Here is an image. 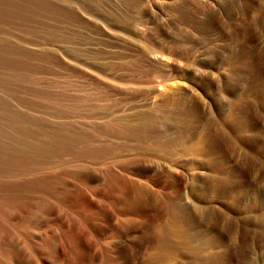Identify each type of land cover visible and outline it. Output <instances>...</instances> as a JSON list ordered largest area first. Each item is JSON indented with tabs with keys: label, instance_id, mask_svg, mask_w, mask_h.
<instances>
[{
	"label": "rangeland",
	"instance_id": "obj_1",
	"mask_svg": "<svg viewBox=\"0 0 264 264\" xmlns=\"http://www.w3.org/2000/svg\"><path fill=\"white\" fill-rule=\"evenodd\" d=\"M7 145L0 264H264V0H0Z\"/></svg>",
	"mask_w": 264,
	"mask_h": 264
},
{
	"label": "bare ground",
	"instance_id": "obj_2",
	"mask_svg": "<svg viewBox=\"0 0 264 264\" xmlns=\"http://www.w3.org/2000/svg\"><path fill=\"white\" fill-rule=\"evenodd\" d=\"M38 2H40V1H38ZM10 112V111H9ZM17 117V116H16ZM22 118V117H21ZM14 119V118H13ZM29 119V118H28ZM10 124V123H9ZM126 126V125H125ZM18 128V127H17ZM111 128V127H110ZM115 128V127H114ZM22 129V128H21ZM28 130V129H27ZM76 130V129H75ZM109 130V132L111 131L110 129H108ZM112 130H113V128H112ZM23 131V130H22ZM57 131V130H56ZM107 131V130H106ZM129 131H131V129L130 130H128L126 127H124V126H122V127H120V128H115L113 131H111V133L110 134H112V133H114L115 135L116 134H128V132ZM4 132V131H3ZM25 132V131H24ZM33 133H34V131H33ZM57 133V132H56ZM44 134V133H43ZM48 134V133H47ZM46 134V135H47ZM69 134H71V135H74V134H72V133H69ZM131 134V133H130ZM26 135V134H25ZM30 135V134H29ZM33 135V134H32ZM31 135V136H32ZM35 135V134H34ZM59 135V134H58ZM78 136V133L77 134H75V137L76 138H79V137H77ZM83 135V134H82ZM113 135V134H112ZM125 135H123V136H125ZM60 136V135H59ZM81 136V135H80ZM120 136V135H119ZM43 137H45V135L43 136ZM65 137V136H64ZM63 136L60 138V137H54V136H51V138L49 139V142H52V143H54V145H56V144H59V145H61V146H63L62 147V149L64 148V149H70V147H71V142L73 141H71L70 140V142L69 141H67L68 140V137H67V139L65 140H63V138H64ZM74 137V136H73ZM81 137H83V136H81ZM81 137L79 138L80 139V142L81 141H83L84 140V138H86V137H84L82 140H81ZM129 137H130V135H129ZM48 138V137H47ZM88 138V137H87ZM87 138H86V140H87ZM69 139H72V138H69ZM85 140V141H86ZM21 141V140H20ZM75 141H76V139H75ZM17 141H15V144H17L16 143ZM18 142H19V140H18ZM22 142H24L25 143V141H22ZM55 142H57V143H55ZM21 143V142H20ZM29 143V142H28ZM51 143V144H52ZM73 143H75V142H72V145H73ZM79 143V141L77 142V144ZM86 143H87V141H86ZM10 144H12V143H10ZM23 144V143H22ZM30 144V143H29ZM88 144V143H87ZM18 145V144H17ZM24 146H26V148L27 147H29V145L27 146L26 145V143L25 144H23ZM47 145H49L48 143H47ZM81 145V144H80ZM83 145V144H82ZM8 146V145H7ZM20 146V145H19ZM19 146H18V149H14V148H9V146L7 147V148H4V150H3V148L1 149L0 148V170H3V169H8L9 170V168H17V169H22L21 170V172L22 171H24V174L25 173H27V172H31L30 170H29V168L31 169L32 167H31V163L29 162V160H28V157L27 156H25L24 154H27V153H23L22 152V149H19ZM50 146V145H49ZM60 146V147H61ZM75 146V145H74ZM73 146V147H74ZM85 147L83 148V149H85L86 150V152H85V150H84V153H86V154H84V156H83V153H81L79 156H78V154L76 155V157L77 158H80V160H82V161H84V162H86L88 159L89 160H91L92 159V157L90 158V155L92 154H89V152H93L94 150V148L92 149V148H90V147H88V148H90V149H88L87 147H86V145H84ZM93 146V145H92ZM14 147H16V146H14ZM21 147V146H20ZM45 147V146H44ZM47 148H48V146H46ZM52 147V146H51ZM54 147V146H53ZM58 147V146H57ZM97 147V146H96ZM25 147H24V149L23 150H25L26 149ZM33 148V147H32ZM32 148H29V149H32ZM56 148V147H55ZM98 148V147H97ZM33 149H35V148H33ZM38 149V148H37ZM81 149V148H80ZM96 149V148H95ZM100 149H104V148H100ZM107 149V148H106ZM135 149V148H134ZM39 150V149H38ZM37 150V151H38ZM78 150V149H77ZM105 150V149H104ZM132 150V149H131ZM41 151V150H40ZM45 151V150H44ZM50 150H48V152H49ZM66 151V150H65ZM80 151V150H79ZM97 151V153L99 152V150H96ZM96 151H94V154H92V155H95V152ZM107 151V150H106ZM127 151V150H126ZM28 152H29V150H28ZM39 152V151H38ZM37 152V153H38ZM43 152V151H42ZM46 152H47V149H46ZM78 152V151H77ZM81 152H83L82 150H81ZM31 153V152H30ZM34 153H35V151H34ZM45 153V152H44ZM43 153V154H44ZM79 153V152H78ZM97 153H96V155H97ZM100 153V152H99ZM98 153V154H99ZM104 153V152H103ZM36 154V153H35ZM40 154V153H39ZM42 154V153H41ZM102 154V153H101ZM123 154V153H122ZM37 155V154H36ZM86 155V156H85ZM87 155H89L88 157H87ZM110 155V154H109ZM31 156V155H30ZM38 156V155H37ZM44 156V155H43ZM111 156V155H110ZM32 157V156H31ZM30 157V158H31ZM35 157V156H34ZM41 157V156H40ZM29 158V159H30ZM37 158V157H36ZM35 158V159H36ZM76 158V159H77ZM82 158V159H81ZM35 159H33V160H35ZM101 160V158H96V156H95V159H94V157H93V159L91 160V162L92 163H94L96 160L98 161V160ZM31 160V159H30ZM75 162V161H74ZM81 162V161H80ZM113 162V161H112ZM66 163V162H65ZM82 163V166H83V164L86 166V164L87 163H83V162H81ZM81 163H80V166H81ZM90 163V161L88 162V164ZM116 163V162H115ZM35 164V163H34ZM33 164V165H34ZM32 165V166H33ZM79 165V164H78ZM43 166H45V165H43ZM74 166V165H73ZM84 166V167H85ZM116 166V165H115ZM39 168V167H38ZM38 168H36V170L38 169ZM16 169V170H17ZM28 170V171H27ZM40 170V169H39ZM12 171V170H11ZM34 171V170H33ZM54 172H55V170H53ZM52 171V172H53ZM4 172H6V171H4ZM3 172V173H4ZM7 173H8V171H7ZM6 173V174H7ZM11 173V172H10ZM16 173V172H15ZM14 174V173H13ZM18 174H19V172H18ZM18 174H16V175H18ZM23 174V175H24ZM43 174V173H42ZM48 174V173H47ZM46 174V176H48ZM2 175V174H1ZM15 175V176H16ZM22 175V174H21ZM40 175V174H39ZM45 175V174H44ZM50 175H51V173H49V177H50ZM25 176V175H24ZM40 176H42V175H40ZM44 177V176H43ZM27 178H28V176H27ZM35 179H37L36 177H34ZM39 178V177H38ZM48 178V177H47ZM34 179V180H35ZM40 179H42V178H39V179H37L38 181H41ZM33 180V179H32ZM31 181V180H30ZM34 182V181H33ZM32 182V183H33ZM131 183H132V181H131ZM12 184V183H11ZM9 185V184H8ZM31 185V184H30ZM142 189V188H141ZM146 190V189H145ZM142 193V192H141ZM134 196H135V194H133ZM139 195V194H138ZM129 196V195H128ZM136 197H138L137 195H136ZM139 199V198H138ZM129 201V200H128ZM138 201H140V200H138ZM131 202V201H130ZM128 203V202H127ZM1 217V216H0ZM2 221V220H1ZM129 221V220H128ZM1 225V224H0ZM168 229V228H167ZM158 230V229H157ZM157 232V231H156ZM159 237L162 239L163 238V236H164V229H162V228H160L159 229ZM168 236V235H167ZM173 244V243H172ZM162 245V244H161ZM160 245V246H161ZM161 248V247H160ZM161 252V253H160ZM160 255L159 256H157V257H160V260H162V259H164V257L166 256H169L168 254V252H167V249H164L163 248V250L162 251H160L159 250V252H158ZM165 257V258H166ZM168 258V257H167ZM157 260V259H156ZM158 260H159V258H158ZM167 260V259H166ZM166 260H163V261H166ZM108 263V262H107Z\"/></svg>",
	"mask_w": 264,
	"mask_h": 264
}]
</instances>
